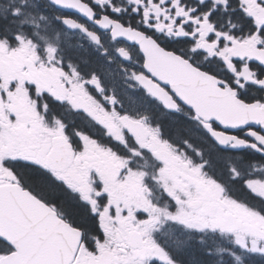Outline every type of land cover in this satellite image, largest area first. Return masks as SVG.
Masks as SVG:
<instances>
[{"label":"snow or ice","instance_id":"1","mask_svg":"<svg viewBox=\"0 0 264 264\" xmlns=\"http://www.w3.org/2000/svg\"><path fill=\"white\" fill-rule=\"evenodd\" d=\"M0 264H264V0H0Z\"/></svg>","mask_w":264,"mask_h":264}]
</instances>
